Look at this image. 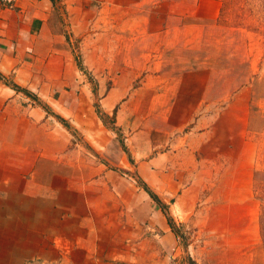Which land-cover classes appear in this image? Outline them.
Listing matches in <instances>:
<instances>
[{
    "label": "crops",
    "instance_id": "crops-1",
    "mask_svg": "<svg viewBox=\"0 0 264 264\" xmlns=\"http://www.w3.org/2000/svg\"><path fill=\"white\" fill-rule=\"evenodd\" d=\"M220 9L221 0L0 1V73L63 88L61 75L41 73L72 70L74 40L86 33L147 56L188 42ZM10 87L0 82V264H169L165 249L178 247L179 235L161 205L175 221L198 209L211 166L206 132L157 150L154 181L146 161L140 184L68 148L46 113L13 111Z\"/></svg>",
    "mask_w": 264,
    "mask_h": 264
},
{
    "label": "rangeland",
    "instance_id": "rangeland-1",
    "mask_svg": "<svg viewBox=\"0 0 264 264\" xmlns=\"http://www.w3.org/2000/svg\"><path fill=\"white\" fill-rule=\"evenodd\" d=\"M189 35L134 56L89 32L74 40L72 70L41 73L61 75L65 87L15 74L0 82L29 92L14 89L13 111L46 113L68 148L140 184L146 161L154 181L157 150L204 130L211 166L201 206L183 220L168 215L179 245L165 262L264 264V0H221L217 20Z\"/></svg>",
    "mask_w": 264,
    "mask_h": 264
},
{
    "label": "trees",
    "instance_id": "trees-1",
    "mask_svg": "<svg viewBox=\"0 0 264 264\" xmlns=\"http://www.w3.org/2000/svg\"><path fill=\"white\" fill-rule=\"evenodd\" d=\"M15 90H17V91H24V92H26V93H29L27 90L25 91V89H22V88H20V87H18V86H16V85H14V87H13ZM45 109H47L46 107H45ZM145 189H146V191L151 195V197L156 201V202H158L160 205H161V201L156 197V195L147 187V186H145ZM162 206V208H163V210H164V212H165V214L167 215V218H168V220H169V224L171 225V227L173 226V223H172V219L168 216V213H167V208H166V205H161Z\"/></svg>",
    "mask_w": 264,
    "mask_h": 264
},
{
    "label": "built area",
    "instance_id": "built-area-1",
    "mask_svg": "<svg viewBox=\"0 0 264 264\" xmlns=\"http://www.w3.org/2000/svg\"><path fill=\"white\" fill-rule=\"evenodd\" d=\"M1 2H4V3H7V4H10L13 2V0H0Z\"/></svg>",
    "mask_w": 264,
    "mask_h": 264
}]
</instances>
